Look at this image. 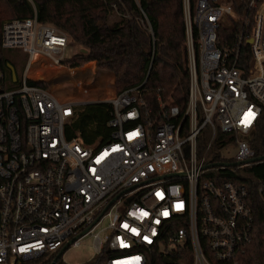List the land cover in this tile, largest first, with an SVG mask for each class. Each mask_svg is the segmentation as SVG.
Instances as JSON below:
<instances>
[{"label": "built area", "instance_id": "1", "mask_svg": "<svg viewBox=\"0 0 264 264\" xmlns=\"http://www.w3.org/2000/svg\"><path fill=\"white\" fill-rule=\"evenodd\" d=\"M183 11L185 109L160 98L151 114L144 82L128 87L106 100L111 136L94 143L67 136L89 101L29 82L39 54L65 60L54 52L67 33L37 15L4 20L2 46L29 59L14 87L0 70V264L77 245L105 217L101 264H241L254 216L246 185L221 170L256 162L248 136L264 109V0H183ZM229 145L237 151L222 159Z\"/></svg>", "mask_w": 264, "mask_h": 264}, {"label": "trees", "instance_id": "2", "mask_svg": "<svg viewBox=\"0 0 264 264\" xmlns=\"http://www.w3.org/2000/svg\"><path fill=\"white\" fill-rule=\"evenodd\" d=\"M191 2L194 5L195 0ZM244 2L237 8H242ZM139 3L148 14L152 31L140 20ZM34 15L42 22L57 26L73 42L88 49L64 60L71 66L95 61L97 67L114 72L118 92L144 82L143 96L151 114L157 111L160 98L185 109L189 69L183 0H0V70L4 87H14L17 80L14 81L9 66L12 64L16 69V61L12 58L16 54L10 52L14 48H5L1 44L3 22L8 16ZM110 71H98L94 67L68 68L39 54L32 59L28 74L48 79L61 98L80 99L112 95L113 75ZM59 75L64 76L63 85H57L55 76ZM29 82L47 86L43 80L31 78ZM112 109L113 104L106 100L79 105V115L69 125L67 136L82 137L87 143L108 140ZM248 138L256 154L263 155L264 109ZM221 171L227 179L248 188L247 201L254 216L253 238L241 255V264H264V159L235 171ZM59 251L21 259L14 264H51ZM54 264L101 262L93 258L84 263H69L59 256Z\"/></svg>", "mask_w": 264, "mask_h": 264}, {"label": "rangeland", "instance_id": "3", "mask_svg": "<svg viewBox=\"0 0 264 264\" xmlns=\"http://www.w3.org/2000/svg\"><path fill=\"white\" fill-rule=\"evenodd\" d=\"M8 17H6L5 20L8 19ZM68 38H69V44L66 47V49L64 50V52L63 51L54 52L55 56H57V57L63 56L64 59H69L77 52H87L88 51V49L84 45L77 44V43L73 42L69 35H68ZM10 52L12 54H16L17 58L14 55L12 56V58L16 61V73H17V78H19L20 75L26 71V64H27V61L29 59V55L27 52H25L20 47H18V48L16 47L14 49H11ZM61 64L65 67H68V68H82V67H92L93 68L94 67L98 71L99 70L110 71L107 69H102V68L97 67L95 61H89L87 63L81 64L78 66H71L68 61H63ZM110 72L113 75V80H112L113 92H112V95L111 94L110 95L113 96L115 94V92L116 93L118 92V89H117V86L115 83V74L112 71H110ZM31 77L34 79H37V80H43L47 84V86L53 90L52 84L48 79L43 78V77H33V76H31ZM55 78L57 80V85H63L65 83L64 76L59 75V76H55ZM64 88H65V86H64ZM110 95L102 96V97L83 98L82 100H84V101L107 100V99H110L109 98ZM68 98L78 99L75 97H68ZM218 151L220 152V157L222 159L232 160V157L235 155V153L237 151V147H236V145H229L226 148H219ZM108 221H109L108 217L103 218L102 221L95 227L93 234H88L87 236L82 238L80 240L79 244H77V245H74V246L69 245L65 249L63 254L61 255V258L64 261L69 262V263H84L86 261L92 260L94 258V255H95V248H94L95 234L100 233L101 235H103L105 232L104 227L107 225Z\"/></svg>", "mask_w": 264, "mask_h": 264}, {"label": "water", "instance_id": "4", "mask_svg": "<svg viewBox=\"0 0 264 264\" xmlns=\"http://www.w3.org/2000/svg\"><path fill=\"white\" fill-rule=\"evenodd\" d=\"M9 66H10V68H11V71H12V75H13L14 81H16V80H17L16 69H15L14 65H12V64H10ZM262 159H264V154H263V155H256V156H254L253 158H251V161H258V160H262ZM70 243H71V242H67V244H66V245H65V246L59 251L57 257L54 258V260L52 261L51 264H54V263L57 261L58 257L61 256V255L63 254V252H64L65 249L69 246Z\"/></svg>", "mask_w": 264, "mask_h": 264}, {"label": "bare ground", "instance_id": "5", "mask_svg": "<svg viewBox=\"0 0 264 264\" xmlns=\"http://www.w3.org/2000/svg\"><path fill=\"white\" fill-rule=\"evenodd\" d=\"M46 56V55H45ZM47 57H49L52 61H53V59L50 57V56H47ZM32 61V60H31ZM31 61H30V63H31ZM56 64H58V62H56V61H54ZM30 63H29V66H30ZM29 66H28V68H27V73H28V69H29Z\"/></svg>", "mask_w": 264, "mask_h": 264}]
</instances>
